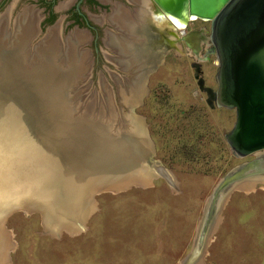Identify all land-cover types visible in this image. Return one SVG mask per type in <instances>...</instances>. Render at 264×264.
I'll return each mask as SVG.
<instances>
[{"label":"rangeland","instance_id":"374dc122","mask_svg":"<svg viewBox=\"0 0 264 264\" xmlns=\"http://www.w3.org/2000/svg\"><path fill=\"white\" fill-rule=\"evenodd\" d=\"M25 1L8 4L11 13L7 6L0 9V17L8 12L9 32L6 39L0 38L5 48L9 46L8 50L18 44L20 33L16 32L20 26H15V21L20 20V15L17 12L23 8L28 17L37 14ZM70 1L57 0V4ZM81 7L94 15V26L99 28L96 60L90 48L92 32L84 27L52 24L41 30L36 24L32 27L26 23L24 29L27 27L31 39L21 40L17 50L23 66L18 63V68L9 67L17 65V55L4 69L0 66L3 69L0 71V170H10V176L17 174L20 180L9 184L19 181L23 185L18 189L19 196L10 197L11 200L4 199V191H0V198L3 197L0 206L10 203L7 212L0 211L4 230L0 232V248L6 240L10 243L7 260L4 253L1 264H185L192 254L195 257L188 264H264V173L249 174L227 188L222 186L229 177L263 156L264 150L245 157L232 155L224 134L233 123V109L209 108L204 93L197 89L191 66L194 62L200 65L204 85L212 89L216 86V56L210 52L209 41L202 40L196 54L176 42L161 57L156 55L147 61L149 46L145 57L133 59L128 66L131 54L119 47L121 41L142 42V36L135 34L133 26L141 23V14L146 9L134 4L132 17L135 18H128L127 22L123 16L113 14L104 20L103 9ZM64 11L65 8L57 16ZM197 28L209 37V20L195 19L187 25L190 30ZM50 38L51 50L45 45ZM134 52L139 54L138 49ZM69 60L78 61L81 73H74L76 77L70 88L50 95L54 73ZM39 75L46 84L43 92L33 89L40 83ZM133 85L140 88L136 96L139 99L128 102V87ZM23 93L27 96L24 115L23 106L16 102ZM72 94L75 99H69ZM54 96L66 98L60 99L59 112L68 109L74 114L85 106L90 120L106 125L110 131L127 129L132 116L138 119L148 138L152 159L168 171L173 186L148 170L149 164L141 168L140 175L147 177L143 183L125 181L118 185L111 184L110 178L97 180L99 173L91 168V184H79L82 180L77 175L82 170L77 166V151L68 146L60 132L63 120H55L58 133L50 132L54 129V114L45 113L54 111ZM76 101L81 103L77 105ZM14 124H21L26 137L32 136L38 144L24 150L20 137L12 131ZM39 124L43 125L41 134ZM29 128L33 132L37 128L36 136L30 134ZM9 134H16L17 138ZM3 135L7 145L15 142L16 148L8 146L2 152ZM68 136L73 138L71 134ZM35 149L42 154L43 171L47 170L44 166H49L53 173L46 171L43 176L38 178L37 173L36 176L35 160L39 158ZM66 151L67 157L63 155ZM98 169L102 170L103 165ZM35 178L42 186L41 194L37 195L39 200L33 187L27 192ZM71 180L77 190L72 193L67 184ZM218 187L220 190L215 192ZM12 190H16L13 184ZM199 239L202 247L195 252Z\"/></svg>","mask_w":264,"mask_h":264},{"label":"water","instance_id":"95a60500","mask_svg":"<svg viewBox=\"0 0 264 264\" xmlns=\"http://www.w3.org/2000/svg\"><path fill=\"white\" fill-rule=\"evenodd\" d=\"M150 1L154 5L155 11L165 14L171 18L185 19L187 17L210 21L209 39L212 43L210 52H214L216 56V72L214 75L216 86L212 89L211 87L204 85L200 65L197 62H194L191 66L193 68V78L195 79L197 89L204 93V101L209 108L218 106L233 109V123L231 128L224 134V140L232 155L245 157L257 151L264 150V0ZM153 16L158 18L155 12H153ZM19 26L20 30L17 33H21V40L31 39L29 35L30 33L24 29L25 26ZM195 35L196 39L193 41V46H191L188 40V34L180 38L194 54L198 52L200 41L205 39L199 32H195ZM47 41L49 42L45 44L46 48H50L51 50L53 46L50 42L51 38ZM144 50L145 49H140L139 54L141 55ZM16 61L17 65L12 64L13 66L9 67L16 66L18 68V63L20 64L22 61V57L19 53H17ZM20 66L22 67L23 65L20 64ZM64 66L66 68H64ZM64 66L62 68L65 70L61 68L60 70H56L57 73H54V88L53 90L50 89V95L58 89L64 91V89L67 90L72 86V84L69 83L64 84L62 87L57 86V81L55 79L59 77H66L68 80L71 73H81L78 61H66ZM69 68L73 69L70 71L68 70ZM141 69L142 68H140V70ZM59 72L63 75H58ZM65 73H69V75H64ZM13 76L14 75H12V77ZM74 77H76V75H74ZM42 80H44V78L39 75L38 82L40 83H36L38 85L35 84L33 89H39V91L43 92L46 84L45 81ZM70 80L73 82L75 78L72 76ZM13 88L18 89L15 86ZM128 92L130 93L129 97H127L128 102L129 100L134 102V99L136 100V98H138L136 96L140 92V88H138L137 85H133L132 87H128ZM44 97L50 96L46 95ZM26 98L27 96L23 93L21 97L18 96L19 100H16L19 105L23 106V115L27 113L25 108V104L27 102ZM60 99L66 100L65 96H61V98L59 96H54V111L51 110L45 114H54L55 130L50 129L51 127H49L50 132L54 131L58 133V124H56L55 120H63V125L60 127V132L64 137L63 139L68 143V146H73L78 154L79 163L77 166L82 170L80 174L77 175V177L82 180V183L79 184H91V168H93L96 173H99V176L96 177L97 180H105V178L111 177L115 173V167H113V164L115 163L116 158H118L120 159L118 164L122 165L121 167H118L119 171L117 174L121 171V174H124L123 176H125L130 173L131 167L133 166H136L133 170L141 172V168H144L143 166L145 164H149L148 166L150 170L173 186L172 178L168 171L161 165L157 164L154 159L150 158V156L149 158L146 157L145 160L149 159L147 163L141 160L145 154L144 137L140 136L135 130H131L130 125L132 121L129 120V127L127 129L123 128L110 131L107 130L108 128L106 125L92 122L93 120H90L87 116L88 109L85 106H82V110L80 112L75 111L74 114L73 111L70 112L68 109L59 112L61 108ZM69 99H75L74 94H72ZM113 99L116 100V98ZM80 103L81 102H79V104ZM65 104L66 103H64V105ZM76 104L79 105L78 101H76ZM76 104L74 107L77 109ZM66 105L68 106L69 104ZM75 117L79 118L76 119ZM15 120L19 119L15 118ZM11 127L12 131L17 133L18 138L20 137L19 140L23 143L24 150L27 146L28 148H34L38 144L36 140L32 139V136L30 139L26 137L27 132L25 128H21L20 125L16 126L15 124ZM29 131L31 132L30 134H34L33 136H36L35 132L37 131V128L34 129V132L29 128ZM38 131L39 134L43 133V125L39 124ZM69 134L73 136L72 139L68 136ZM17 135L15 134L13 136L9 134V136H13V138H17ZM25 140L28 145H26ZM13 141L15 140L13 139ZM13 145V147L16 148L15 142H13ZM2 149L3 152L7 151L6 139L4 140ZM39 149L41 150L40 146ZM35 152L36 157L39 158L37 161L35 160V174H38V178L39 176H43L46 171L49 174L53 173L52 170L49 169V166H44L47 170L45 169L46 171H43V161L42 163L40 161L42 160L40 159V155L42 154L40 151L37 153V149H35ZM66 152H64L63 155H66L67 157L68 152L67 154ZM53 154L54 152L52 153V156L54 157ZM44 164L47 165L48 163ZM111 164L112 167H109ZM102 165L103 169L99 170L98 168ZM141 165L142 167H140ZM106 168L108 169L106 170ZM86 171L87 173H85ZM2 172L10 175V170ZM106 172H109L107 173L109 176L105 175ZM253 173H264V155H261L254 161L250 162L241 172L229 177L228 180L223 182L222 186L227 188L235 181L240 180V178L250 176L249 174ZM70 177L72 179L73 176L71 175ZM12 180L20 179L17 177V174L9 177L7 181V189L3 192L5 196L4 199L11 200L10 197L15 198L16 196H19L17 191L10 193V187H12V184L17 190H21L23 187L22 182L19 181L9 184V181ZM37 180L39 179L35 178L34 184L27 188V192L33 190L36 195V200L38 199L37 195L42 192V186L40 182H36ZM101 183L104 184L105 182ZM67 184L70 185L69 190L71 193L74 190L77 191L74 187V182L72 183V180L71 183L69 182ZM219 187L216 188L215 192L220 190ZM6 192L8 198H6ZM12 194L14 195L12 196ZM2 200L3 197L0 198L1 202H3ZM201 247L202 241L199 239L194 251L199 252ZM193 255L194 254L188 258V261L185 264L192 261L195 257V255Z\"/></svg>","mask_w":264,"mask_h":264},{"label":"flooded vegetation","instance_id":"af4514ba","mask_svg":"<svg viewBox=\"0 0 264 264\" xmlns=\"http://www.w3.org/2000/svg\"><path fill=\"white\" fill-rule=\"evenodd\" d=\"M20 1L21 0H0V9L5 10V7L8 6V4H18ZM25 2L28 3V5L31 8V11L32 9L37 10V14L34 12L32 20H35V24L39 26L40 29L46 25L54 24L58 26L61 24V27L64 25L65 28H69L75 25L77 28L84 27L89 32H92V40L90 41L91 43L90 48L92 50L93 53L92 56L94 60H96L99 55V50L97 48V43L99 40V28L94 26L96 22V18L94 17V15L92 16L89 15L85 10H83L81 5H84L86 6L87 9L94 11H98V10L100 11L101 9H103L106 12L104 16V20L108 19L109 15L111 14H113V16H119L122 14L124 20L127 21L128 18L131 19L135 18V16L132 17V14L135 13V11L132 10L134 4H137V6L139 5L141 8L146 9V13H144L143 11L141 14L142 15L141 16L142 18L140 19L141 23L139 25L133 26V30L135 31V34L142 36L141 37L142 42H140L139 44L138 42L137 43L130 42L124 44V41H121L122 43L121 46L119 47L121 50L124 48L123 50L131 54L130 55L131 62L128 64V66L131 65L133 59L138 60L142 56L145 57L144 53H147L146 48L147 47L149 48V46H150V50H149L150 53L148 52L146 54L145 57L146 60L149 57L155 58L156 55L161 57L163 52L165 50L172 49V47H174V44L176 42H181L184 44V46H186L185 43L180 38L187 34L189 35L188 40L191 46H193L194 45L193 41H195L196 39L195 32H199L200 35H203L204 38L209 41L210 47L212 48V43L209 37L206 38V36L203 34L202 29L200 28H197V30L187 29L188 23L197 18H193V19L187 17L185 19L171 18L165 14L155 11L154 5L150 0H141L140 1L141 3L139 4L134 0H71L69 3L59 4V5L57 4V0H26ZM64 8L65 11L63 15L58 17L57 13H59L61 10H64ZM12 12L13 15L15 16L16 14V13L14 14L15 11L12 10ZM123 12L130 15L126 16ZM153 12L157 14L158 18H155V16H153ZM19 13L26 15L24 17L25 19L24 22H27L29 17L27 16V12H25V9L21 8L20 12H17V14ZM122 15L119 17H122ZM201 21H205V20H201ZM141 24L144 25L143 28H141ZM171 37H173V39ZM134 49L136 51L137 49L138 50L145 49V52L143 51L141 55L137 53L138 54L137 55L134 52L135 51ZM130 50L131 51L134 50V51L131 52ZM141 70H143V68Z\"/></svg>","mask_w":264,"mask_h":264},{"label":"crops","instance_id":"0c3cea01","mask_svg":"<svg viewBox=\"0 0 264 264\" xmlns=\"http://www.w3.org/2000/svg\"><path fill=\"white\" fill-rule=\"evenodd\" d=\"M141 0H136L135 2H137L138 4L139 3H141L140 2ZM11 5V4H10ZM10 5H8L7 6V8H6V10H9L10 11V13H11V7H10ZM139 6V5H138ZM124 13V12H123ZM125 14V13H124ZM19 17H20V20L17 22V24L18 25H23V26H25V25H27L26 23H30V26L32 25V27H34L35 26V20H32V17L30 18L29 17V21L27 20V22H24V17L26 16V15H24V14H20L19 13ZM122 15V14H121ZM21 16L23 17V18H21ZM31 16V15H30ZM123 16V15H122ZM128 22V21H127ZM137 99H139V98H137ZM136 99V100H137ZM136 100H134V102H136ZM136 120H138V119H135V117L134 116H132V118H130V121H132V123H131V125H130V127H131V130L133 129V130H135L140 136H143L144 137V146H145V148H144V155H143V159H141L142 161H145V163H147L148 162V160L149 159H147V160H145V158L146 157H148L149 158V156H150V158H152V156H151V149L149 148V145H148V138H147V136L145 135V133L142 131V124L140 123V122H138V121H136ZM118 158H116V161H115V163L113 164V167H115V173H114V175H112L111 177H109L110 178V181L109 182H111V184H118V185H122L123 183H126L125 181H129V182H131V183H133V184H137V183H143L144 181H146V178L147 177H143L142 175H140L141 174V172H137V170H133L136 166H133V167H131V171H130V173H128L127 175H125V176H123L122 174H121V171L119 172V174H117V172L119 171V169H118V167H121V165L122 164H118V161L120 160V159H118ZM139 164V163H138ZM120 165V166H119ZM144 165V164H143ZM144 166H146V164L144 165ZM140 167H142V165L140 166ZM148 170H150L149 168H148ZM145 172V171H144ZM143 172V174H146V173H144ZM9 177H10V175L8 174H6L5 172H0V178H3L4 179V184L6 183L7 184V181H8V179H9ZM149 177V176H148ZM105 181H107L106 180V178H105ZM129 182H127V183H129ZM8 206H10V204H8ZM8 206H7V204H3V205H1L0 206V208H3V212H7V210H8ZM2 219L0 220V228H1V226H2ZM2 235V234H1ZM1 246L3 247H1L0 249L3 251V254H2V256H0V264L2 263L1 262V260H2V258L1 257H3V255H4V253H5V261L7 260V253H8V250H9V246H10V243L6 240V242H4V243H1ZM3 261V260H2ZM4 264V263H3Z\"/></svg>","mask_w":264,"mask_h":264},{"label":"bare ground","instance_id":"6f19581e","mask_svg":"<svg viewBox=\"0 0 264 264\" xmlns=\"http://www.w3.org/2000/svg\"><path fill=\"white\" fill-rule=\"evenodd\" d=\"M8 12H6L5 13V15H3L2 17H0V38L3 40V39H6V38H4L6 35H7V33L9 32V30H7L8 29V18H6V14H7ZM0 14H2V12L0 13ZM23 18V17H22ZM18 20H19V18L15 21V26H17L18 24H17V22H18ZM30 25V24H29ZM27 28V27H26ZM25 28V30L27 31V29ZM5 30H7L6 31V33H5ZM21 30H22V28H21ZM19 32V31H18ZM21 32V31H20ZM17 33V32H16ZM19 34V33H18ZM4 35V36H3ZM16 36V35H15ZM13 39H14V37H13ZM16 39V38H15ZM21 41V33H20V35H19V38H18V44H17V46L15 47V48H13V50H8V48L7 47H9V46H7L6 48H7V50H6V48L4 47V45H3V41H0V59H1V61H0V66L1 67H3V69H4V66L6 65V64H8V63H10V61L12 60V57H15L16 55H17V50H18V46H20V42ZM27 41V40H26ZM29 41V40H28ZM22 44V43H21ZM16 45V44H15ZM13 46V45H12ZM11 48V47H10ZM25 48V47H24ZM44 49V48H43ZM53 49V48H52ZM5 50H6V52H5ZM15 61H16V57H15ZM16 64H17V61L15 62ZM13 65H15V64H13ZM11 66V65H10ZM3 69H1V70H3ZM0 70V71H1ZM18 70V69H17ZM16 70V71H17ZM2 72V71H1ZM12 72V71H11ZM15 73V72H14ZM77 74H78V72H76ZM19 74V73H18ZM64 75H69V73H65ZM17 76H19V75H17ZM72 76H73V78H74V74L73 73H71L70 74V76H69V78H68V80H67V78L66 77H59V78H57V79H55L57 82H56V85L57 86H60V87H62V86H64V84H73V82L70 80L71 78H72ZM21 77V76H20ZM8 77H6V79H7ZM57 91H60V94H61V89H58ZM62 92H63V90H62ZM61 98V97H60ZM8 123V122H7ZM24 124V123H23ZM21 125V124H20ZM3 137H4V139L6 138L4 135H3ZM10 137V136H9ZM12 141V140H11ZM9 145H7V147H8ZM13 146V145H12ZM12 146H9V149L10 148H12ZM3 152V151H2ZM3 181H4V179L3 178H0V191H6V189H7V184H5V185H3L4 183H3ZM15 191H17V194H19L20 193V190H12V187H10V193H13V192H15ZM9 193V194H10ZM3 210V208L2 209H0V211H2ZM2 231H4L3 230V228H2V226H1V228H0V232H2Z\"/></svg>","mask_w":264,"mask_h":264}]
</instances>
